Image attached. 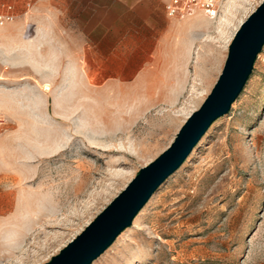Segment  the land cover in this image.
I'll return each mask as SVG.
<instances>
[{"label":"rangeland","instance_id":"rangeland-1","mask_svg":"<svg viewBox=\"0 0 264 264\" xmlns=\"http://www.w3.org/2000/svg\"><path fill=\"white\" fill-rule=\"evenodd\" d=\"M26 1L0 0V11L13 3L21 14ZM262 1L222 0L215 14L196 12L169 57L131 84L19 79L24 111L0 162V264L50 260L171 144ZM7 80L16 85V75ZM91 264H264V46L230 112Z\"/></svg>","mask_w":264,"mask_h":264},{"label":"crops","instance_id":"crops-1","mask_svg":"<svg viewBox=\"0 0 264 264\" xmlns=\"http://www.w3.org/2000/svg\"><path fill=\"white\" fill-rule=\"evenodd\" d=\"M168 1L27 0L21 14L15 8L21 17L0 25V162L2 146L24 111L19 79L78 76L86 87L90 75L109 77L120 86L136 82L169 57L179 27L194 22L195 14L170 16ZM11 74L16 85L5 83ZM4 98L9 108L1 106Z\"/></svg>","mask_w":264,"mask_h":264},{"label":"water","instance_id":"water-1","mask_svg":"<svg viewBox=\"0 0 264 264\" xmlns=\"http://www.w3.org/2000/svg\"><path fill=\"white\" fill-rule=\"evenodd\" d=\"M264 46V0L242 21L229 44L222 72L201 106L185 120L171 144L140 168L126 187L43 264H91L135 217L166 179L187 159L212 124L230 112Z\"/></svg>","mask_w":264,"mask_h":264},{"label":"built area","instance_id":"built-area-1","mask_svg":"<svg viewBox=\"0 0 264 264\" xmlns=\"http://www.w3.org/2000/svg\"><path fill=\"white\" fill-rule=\"evenodd\" d=\"M222 0H169L167 2V12L175 18H185L202 11L207 14H215L221 6ZM17 14L12 3L4 4L0 11V25L15 20ZM3 121L0 119V122Z\"/></svg>","mask_w":264,"mask_h":264},{"label":"bare ground","instance_id":"bare-ground-1","mask_svg":"<svg viewBox=\"0 0 264 264\" xmlns=\"http://www.w3.org/2000/svg\"><path fill=\"white\" fill-rule=\"evenodd\" d=\"M47 88H49L48 84L46 85Z\"/></svg>","mask_w":264,"mask_h":264}]
</instances>
